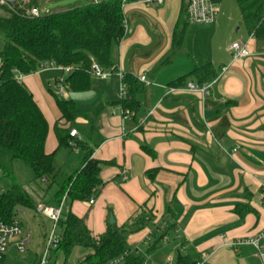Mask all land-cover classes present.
Returning a JSON list of instances; mask_svg holds the SVG:
<instances>
[{
  "label": "crops",
  "instance_id": "1",
  "mask_svg": "<svg viewBox=\"0 0 264 264\" xmlns=\"http://www.w3.org/2000/svg\"><path fill=\"white\" fill-rule=\"evenodd\" d=\"M185 2L166 0L157 6L135 0L122 6L124 34L112 44L110 58L113 67L128 76L125 100H133L135 107L124 108L119 103L117 76L100 79L92 75L84 91L66 88L65 98L85 113L99 114L89 139L81 133L87 120L76 119L79 139L93 148L92 157L113 162L100 171L106 184L94 202L75 200L68 210L85 216L94 237L103 234L112 214L132 249L146 245L148 233L166 223L181 254L197 259L208 255L210 264H257L252 246L229 243L264 233V35L247 30L236 1L233 5L220 0L214 23L186 24L181 51L169 64L158 67L171 48L173 32L181 30ZM234 41L245 43L251 54L233 60L228 47ZM204 65H210L216 76L209 95L201 97L186 85L197 82L192 71ZM37 74L23 75L20 82L47 120L44 149L49 153L57 146L53 126L60 113L54 99L53 104L43 99ZM140 74L152 83L145 86L138 80ZM56 108L58 114L53 113ZM72 154L83 156L80 150ZM0 157L11 159L1 147ZM69 165L72 168L70 159ZM25 169L31 178V168L27 165ZM123 170L125 181L120 179ZM42 194L43 184L35 199ZM237 204L251 211L240 216L234 211ZM18 212L22 223L25 213L21 208ZM49 229L44 227L41 251L32 254L33 264L38 263ZM22 233L28 235V245L32 233L23 224ZM162 234L156 235L157 248L164 242ZM19 253L11 245L4 264ZM171 261L167 264L175 262Z\"/></svg>",
  "mask_w": 264,
  "mask_h": 264
},
{
  "label": "trees",
  "instance_id": "2",
  "mask_svg": "<svg viewBox=\"0 0 264 264\" xmlns=\"http://www.w3.org/2000/svg\"><path fill=\"white\" fill-rule=\"evenodd\" d=\"M133 1H77L38 16L28 15L26 10L40 7L39 0H26L25 4L15 0L11 6L0 5V147L11 159L26 163L33 172L31 180L43 184V194L36 200L21 183L13 181L11 187L0 194V217L4 221H11L22 207L36 211L39 203L58 205L64 195L67 207L75 200L95 199L105 186L100 171L113 162L92 157V147L69 135L70 130L77 127L76 119L83 117L88 126L82 128L81 133L88 139L93 137L98 112L85 113L72 99H58L54 94L60 113L53 126L57 146L47 153L44 149L47 120L32 93L15 79V75H29L37 70L40 62L54 61L75 68L65 78L66 88L87 90L94 63L105 70L113 66L111 46L119 42L125 29L122 6ZM235 1L247 30L254 35H264V0ZM186 7L187 2L180 14L181 30L173 32L171 48L160 59L158 67L169 64L182 49L188 24ZM192 74L199 84L211 82L216 76L210 65L196 67ZM127 80L124 74V82ZM119 103L124 108L135 107L133 100H120ZM61 121L68 126H62ZM98 143L99 140L94 145ZM78 150L83 152L80 164L71 168L70 156ZM148 175L152 177L153 173ZM234 211L241 216L251 208L237 204ZM58 225L62 239L54 251L68 257L76 247L86 250V255L76 264H107L118 258L120 264H151V254L157 249L155 240L146 245L144 252L132 251L123 226L117 227L115 223L108 224L103 234L94 237L85 224V216L78 217L69 210ZM198 261L200 258L178 251L173 264H196Z\"/></svg>",
  "mask_w": 264,
  "mask_h": 264
},
{
  "label": "built area",
  "instance_id": "3",
  "mask_svg": "<svg viewBox=\"0 0 264 264\" xmlns=\"http://www.w3.org/2000/svg\"><path fill=\"white\" fill-rule=\"evenodd\" d=\"M166 0H141L142 3L146 5H161ZM219 1L220 0H187L186 7V16L187 21L190 24L197 25H210L214 23L219 13ZM15 0H0V5H13ZM23 4H25L26 0H22ZM125 0H123V3ZM42 12L40 7H30L26 10V14L31 16H38ZM125 28V27H124ZM228 51L231 53L232 59H238L242 57H247L251 53L247 49L246 44L240 41L232 42ZM1 65V62H0ZM75 68L73 66H63L58 65L54 61H44L40 62L38 68L33 73H43V72H57L60 73L61 78L56 80L57 91L54 93L56 95L65 96L66 90V76L71 73ZM91 73L93 76L100 79H108L111 76H117L120 80L119 84V99L125 100L126 96V84L124 82V73L115 67H111L109 69H103L98 64L94 63L91 67ZM32 74V73H31ZM23 75L20 73H16L15 79L17 81H21ZM138 80L142 82L145 86L150 85L152 82L149 80L144 74H140L138 76ZM212 85L211 82L197 83V82H188L186 85V89L189 92L198 93L201 97H205L210 93V87ZM176 88H170V90H174ZM71 137L79 138L78 132L76 129H71L69 132ZM72 146H75V142L71 143ZM127 172L123 170L120 174L121 181H125L127 179ZM66 195H64L59 202L58 205H46V204H38L36 208V213L42 217L47 218L51 221V227L47 232L42 254L38 260L37 264H49L48 258L52 251H54L60 241V228L59 221L65 218V213L68 211V207L66 206ZM89 204L94 202V198L88 200ZM19 213V212H18ZM17 213V214H18ZM17 214L11 221H4L0 217V264H4V257L7 253L9 247L11 245L14 246L17 252H24L28 243V235H24L22 233V223L17 218ZM163 232L162 239L167 241L166 235V223L161 224L160 226L156 225L153 231H150L147 235L146 241L144 244H148L149 240H151L154 236L157 235L158 232ZM155 234V235H154ZM165 234V235H164ZM264 237V233H258L256 235L250 236L244 239H238L235 242L229 243L230 246L237 247L242 245L252 246L255 250V257L258 259L257 264H264V242H262V238ZM134 252H139L137 248H133ZM208 255H202L200 257V261L196 264H201L208 260ZM121 259H115L107 264H120Z\"/></svg>",
  "mask_w": 264,
  "mask_h": 264
},
{
  "label": "rangeland",
  "instance_id": "4",
  "mask_svg": "<svg viewBox=\"0 0 264 264\" xmlns=\"http://www.w3.org/2000/svg\"><path fill=\"white\" fill-rule=\"evenodd\" d=\"M75 1L77 0H39L41 4L40 8L43 13H48L53 10L67 7L73 4ZM229 1L233 5L236 4L235 0ZM54 75H57L56 79L53 78ZM35 78H39L41 80L40 90L43 99L48 102L50 101L53 104V99L55 101L54 93L57 91L56 80L61 78L60 73L43 72L35 75ZM63 97L64 96L60 95L57 96L58 99H62ZM53 113L58 114L57 108L54 109ZM4 152L6 151L4 150ZM80 158L81 157L79 155H71L70 164L72 168H76L79 165ZM25 166L27 167L26 163L21 160L8 158L4 159L3 157H0V193L6 192L11 187L13 181H16L20 182L32 197L34 195L41 194L42 184L38 181L31 180L30 170L27 171ZM33 198H35V196ZM21 210L25 213L22 219L23 228L25 231L31 232L32 236L30 243L27 245V250L20 252L17 257L13 259L12 257L7 258L9 264H33V259H31L32 254L39 253L41 251L44 227L47 226V229L51 227V221L45 219L43 220L34 210L25 207H22ZM166 232V234L169 233L167 230ZM158 239L159 237L157 238L156 236L154 241ZM176 242V236L173 233L169 235L167 241L160 242L158 248L151 254V264H167L169 258L172 259L171 262H174L177 255V249H179V252L183 253V250L180 248V244ZM145 250L146 245H140L139 252H144ZM85 252V249L76 247L72 250L68 257L64 256V254L61 252H58L56 255L52 253V257L50 256L48 258V263L76 264L82 259Z\"/></svg>",
  "mask_w": 264,
  "mask_h": 264
},
{
  "label": "water",
  "instance_id": "5",
  "mask_svg": "<svg viewBox=\"0 0 264 264\" xmlns=\"http://www.w3.org/2000/svg\"><path fill=\"white\" fill-rule=\"evenodd\" d=\"M109 224H114V218L112 214L109 215Z\"/></svg>",
  "mask_w": 264,
  "mask_h": 264
}]
</instances>
